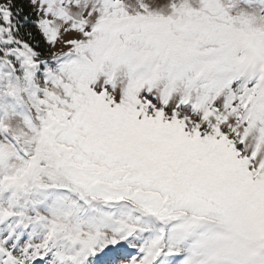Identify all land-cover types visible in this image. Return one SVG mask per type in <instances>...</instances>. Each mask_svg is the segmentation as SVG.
I'll use <instances>...</instances> for the list:
<instances>
[{"label": "snow or ice", "instance_id": "1", "mask_svg": "<svg viewBox=\"0 0 264 264\" xmlns=\"http://www.w3.org/2000/svg\"><path fill=\"white\" fill-rule=\"evenodd\" d=\"M0 264H264V0H0Z\"/></svg>", "mask_w": 264, "mask_h": 264}]
</instances>
